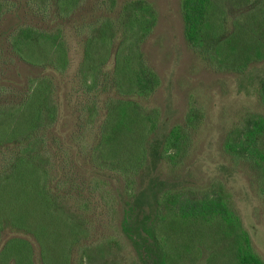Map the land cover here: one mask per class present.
Segmentation results:
<instances>
[{"label":"trees","instance_id":"trees-1","mask_svg":"<svg viewBox=\"0 0 264 264\" xmlns=\"http://www.w3.org/2000/svg\"><path fill=\"white\" fill-rule=\"evenodd\" d=\"M83 1L46 0L42 11L52 4L54 13L66 17ZM109 2L113 10L116 0ZM220 6L217 0H181L184 38L217 70L243 73L264 60V20L257 24L254 16L229 30ZM156 20L149 1L126 0L117 19L104 17L87 26L77 76L92 97L78 109L83 112L80 127L88 133L82 140L58 129L60 110L51 78L32 87L18 108L0 114V264H90L85 260L96 248L98 264H118L121 253L115 248L122 247L115 235L91 240L103 208L109 212L113 207L106 201L103 179L116 178L125 182L118 190L119 228L132 247L133 263L264 264L234 205L214 191L168 189L157 197L151 218L132 222V185L158 127V110L140 102L160 84L141 50ZM10 42L21 59L58 76L69 66L67 48L57 35L24 26ZM114 44L113 68L107 69ZM101 92L106 96L99 105ZM258 97L264 108V78ZM201 118L199 109H191L186 123L193 128ZM190 127L175 125L164 137L161 156L170 164L181 160ZM236 129L224 150L248 163L264 198V115L247 116Z\"/></svg>","mask_w":264,"mask_h":264},{"label":"rangeland","instance_id":"rangeland-1","mask_svg":"<svg viewBox=\"0 0 264 264\" xmlns=\"http://www.w3.org/2000/svg\"><path fill=\"white\" fill-rule=\"evenodd\" d=\"M124 1L116 0L112 10L109 0H84L68 16L61 17L53 12L52 4L42 11L46 0H0V114L18 108L32 87L44 84V78H51L55 88L53 96L60 110L58 129L67 131L77 141L82 140L88 133L80 127L83 120L79 115L83 112L79 114L78 109L92 97L83 90L77 76L84 57L86 29L104 17L117 19ZM147 1L156 9L157 20L141 44V50L146 63L159 76L160 84L151 96L140 102L146 108L157 109L159 116L158 127L146 143V164L132 185L136 193L131 205L132 222L137 225L151 218L157 197L168 189H207L229 198L249 232L255 250L264 259V198L258 191L259 181L248 163L224 150L227 137L243 126L247 116L264 115L258 97L259 83L264 78V60L253 63L243 73L217 70L185 40L181 0ZM217 1L229 30L254 16L257 24L264 20V0L252 3ZM24 26L57 35L65 44L69 66L63 75L58 76L40 64L29 63L14 53L10 38ZM38 49L41 52L42 48ZM114 51L115 44L105 65L107 69L113 68ZM81 74L85 75L84 72ZM105 96V93H99V105ZM191 109H199L202 114L193 128L186 123ZM98 122L96 119L89 128V142L93 140ZM175 125L190 129L182 158L172 165L161 156V146ZM81 161L84 163L82 158ZM103 181L106 185L102 184V187L109 190L106 201L113 207L109 212L103 208V216L97 220L91 240L115 235L117 246L122 247L115 248L121 253L118 264H135L132 247L119 228L121 202L118 190H123L125 182L120 178ZM105 217L108 224L104 222ZM99 256L100 250L96 248L85 262L98 264Z\"/></svg>","mask_w":264,"mask_h":264}]
</instances>
